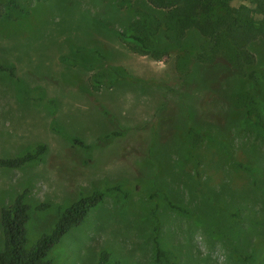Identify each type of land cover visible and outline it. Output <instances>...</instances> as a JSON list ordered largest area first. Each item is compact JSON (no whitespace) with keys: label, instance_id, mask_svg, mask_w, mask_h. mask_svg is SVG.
Returning <instances> with one entry per match:
<instances>
[{"label":"rangeland","instance_id":"obj_1","mask_svg":"<svg viewBox=\"0 0 264 264\" xmlns=\"http://www.w3.org/2000/svg\"><path fill=\"white\" fill-rule=\"evenodd\" d=\"M18 2L25 15L0 0V66L15 69L0 71V159L47 150L0 167V248L17 193L33 243L81 196L118 185L51 247L53 264H95L102 250L155 264L154 209L164 264H264V138L237 105L251 83L223 58L198 61L197 30L171 41L167 9L149 0ZM144 25L155 50L118 36ZM250 49L264 64V38ZM155 188L190 216L150 198Z\"/></svg>","mask_w":264,"mask_h":264},{"label":"trees","instance_id":"obj_2","mask_svg":"<svg viewBox=\"0 0 264 264\" xmlns=\"http://www.w3.org/2000/svg\"><path fill=\"white\" fill-rule=\"evenodd\" d=\"M153 5L167 9L164 19L165 30L171 41H181L187 30H197L203 39L196 51V59L201 62H212L217 58L225 59L240 76L253 86V90L243 93L237 105L243 109V122L251 125L264 138V64L258 62L250 49V44L258 37L264 38V0H149ZM9 6L20 14H26L18 0H7ZM146 22V18L143 19ZM144 22V24H145ZM153 23V22H152ZM156 26L159 23H153ZM161 24V23H160ZM144 31L134 33L119 31L118 36L124 41H131L143 49H156L149 43L156 40L150 26L144 25ZM152 28V26H151ZM177 33L174 36L172 31ZM15 76L14 67L0 66ZM117 77H121L116 68H112ZM112 82V80H111ZM194 128H189L193 131ZM196 133V132H195ZM191 134V133H190ZM47 150L45 144H38L32 150L14 158H1L0 167L18 168L26 163L40 159ZM118 185L107 187L106 191L95 190L91 194L81 196L61 211L57 221L49 233H43L30 243L27 223L32 210L26 202L27 190L16 194L13 202L1 210V229L3 242L0 248V264H53L48 258L51 247L57 244L62 236L71 228L80 225L89 211L103 201L106 192L118 190ZM150 198H160L173 212L190 216V210L155 188ZM47 204H39L34 208L42 210ZM156 217V225L152 227L154 234L153 260L155 264H164L169 260L167 252L160 246L157 237L159 227L156 209L152 211ZM249 256L243 257L245 261ZM165 261V262H164ZM249 261V260H247ZM95 264H126L119 259H111L109 251L102 250Z\"/></svg>","mask_w":264,"mask_h":264}]
</instances>
